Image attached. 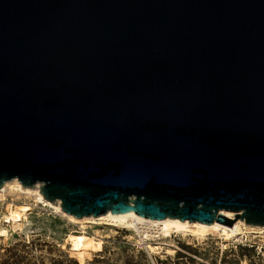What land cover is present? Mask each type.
Masks as SVG:
<instances>
[{
  "label": "water",
  "instance_id": "obj_1",
  "mask_svg": "<svg viewBox=\"0 0 264 264\" xmlns=\"http://www.w3.org/2000/svg\"><path fill=\"white\" fill-rule=\"evenodd\" d=\"M14 178L76 217L264 225V0H0Z\"/></svg>",
  "mask_w": 264,
  "mask_h": 264
},
{
  "label": "rangeland",
  "instance_id": "obj_2",
  "mask_svg": "<svg viewBox=\"0 0 264 264\" xmlns=\"http://www.w3.org/2000/svg\"><path fill=\"white\" fill-rule=\"evenodd\" d=\"M7 193L0 197V264H264V233L225 247L218 235L202 243L180 235L148 239L168 250L152 255L134 230L94 223L83 229L34 195Z\"/></svg>",
  "mask_w": 264,
  "mask_h": 264
},
{
  "label": "bare ground",
  "instance_id": "obj_3",
  "mask_svg": "<svg viewBox=\"0 0 264 264\" xmlns=\"http://www.w3.org/2000/svg\"><path fill=\"white\" fill-rule=\"evenodd\" d=\"M9 191H13V193L14 191H18L20 193L27 194V196L34 195L39 203L51 206L54 211L66 216L71 222L80 224V227L83 229L88 223H94L97 225H105V227L110 226L111 228L117 227L134 230L139 235L141 241L144 240V242H146V248L152 255H158L162 252L165 253L168 250L164 246H161L157 243L153 244L154 241L151 243L150 240L148 241V239L167 240L169 238L172 239L174 235H180L182 237H187L188 239L202 243L208 240L211 235H218L219 237L224 238L223 247H225L227 245L226 242L231 240H244V238L249 233H264V225L249 224L241 218L236 219L230 227L217 221L206 223L198 220H182L176 217L153 219L150 217L137 215L133 211H128L126 213L108 211L107 213L99 216L92 215L76 217L62 209L60 200H56L54 202L46 199L39 188L33 190L23 185L17 178L3 183V185L0 187V197ZM223 213L231 219L235 217V212L224 211ZM2 232H4V230Z\"/></svg>",
  "mask_w": 264,
  "mask_h": 264
}]
</instances>
